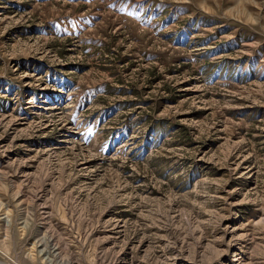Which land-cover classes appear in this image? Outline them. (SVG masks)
<instances>
[{"label":"rangeland","instance_id":"rangeland-1","mask_svg":"<svg viewBox=\"0 0 264 264\" xmlns=\"http://www.w3.org/2000/svg\"><path fill=\"white\" fill-rule=\"evenodd\" d=\"M0 264H264V0H0Z\"/></svg>","mask_w":264,"mask_h":264}]
</instances>
